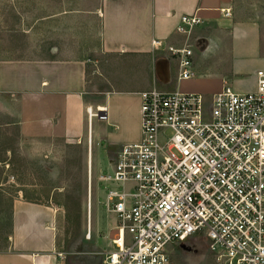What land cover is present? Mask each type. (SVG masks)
<instances>
[{
  "label": "crops",
  "instance_id": "crops-1",
  "mask_svg": "<svg viewBox=\"0 0 264 264\" xmlns=\"http://www.w3.org/2000/svg\"><path fill=\"white\" fill-rule=\"evenodd\" d=\"M64 13L42 17L41 29L60 30L49 25L54 19L63 22ZM72 15L88 17L99 29L105 63L100 68L101 90L92 92L98 79L90 77L94 68L89 60L79 51L50 45L49 37L40 54L32 46L17 47L6 57L0 50V121L17 128L21 144L33 151L48 150L61 140L91 137V171L96 143L107 144L110 165L125 146L141 143V93L157 89L202 94L211 106L226 83L238 94L255 92L258 72L264 70V16L252 12L243 0H92L90 7ZM186 16L204 21L191 38L195 77L190 80L181 79L177 58L153 47L154 40L183 47L187 38L178 28ZM111 65H127V71L136 74L130 79L133 85L121 86L111 78ZM88 107H107L109 121L94 120L90 125ZM58 213L54 205L25 195L14 197L0 264H75L58 247ZM81 259L82 264H106L102 254L90 252Z\"/></svg>",
  "mask_w": 264,
  "mask_h": 264
},
{
  "label": "built area",
  "instance_id": "built-area-1",
  "mask_svg": "<svg viewBox=\"0 0 264 264\" xmlns=\"http://www.w3.org/2000/svg\"><path fill=\"white\" fill-rule=\"evenodd\" d=\"M203 23L182 18L181 48L153 41L179 60L183 80L195 77L191 38ZM141 99V143L125 146L112 174L99 178L121 188L106 196L118 225L105 263L177 264L173 246L203 239L216 264H264V70L255 92L226 83L211 106L202 94L157 89ZM87 115L90 125L109 121L107 107Z\"/></svg>",
  "mask_w": 264,
  "mask_h": 264
},
{
  "label": "rangeland",
  "instance_id": "rangeland-1",
  "mask_svg": "<svg viewBox=\"0 0 264 264\" xmlns=\"http://www.w3.org/2000/svg\"><path fill=\"white\" fill-rule=\"evenodd\" d=\"M91 1L0 0L1 52L6 57L17 47L32 46L34 53L40 54L49 37L50 45L59 44L65 52L79 51L89 60L94 68L90 77L94 78V82L98 79L92 84V92H99V84L103 81L100 68L105 65L101 62L104 55L100 53L99 29L88 17L72 15L74 11L90 7ZM243 1L252 12L264 16V0ZM58 11L59 14L65 12L64 21L50 19L53 24L49 26L59 27L60 30H42L41 18L57 16ZM56 35L60 37L58 41ZM126 66L121 69L111 65V78L115 77L125 87L133 85L130 79L134 80L136 75L130 69L127 71ZM92 147L91 139L82 138L57 141L48 150L33 151L21 144L17 128L9 129L0 121V251L8 244L10 203L20 195L58 208V247L66 253L69 261L76 264L79 260L82 264L81 258L90 252L102 254L116 250L112 238L118 220L108 212L105 202L110 189L121 188L99 182L100 176L112 174L106 143L95 144L93 170H89ZM98 156L101 158L99 166ZM90 231L91 239L88 237ZM171 256L177 264H216L208 242L203 239L173 246Z\"/></svg>",
  "mask_w": 264,
  "mask_h": 264
},
{
  "label": "bare ground",
  "instance_id": "bare-ground-1",
  "mask_svg": "<svg viewBox=\"0 0 264 264\" xmlns=\"http://www.w3.org/2000/svg\"><path fill=\"white\" fill-rule=\"evenodd\" d=\"M92 164H93V156H92ZM89 170H90V156H89Z\"/></svg>",
  "mask_w": 264,
  "mask_h": 264
}]
</instances>
